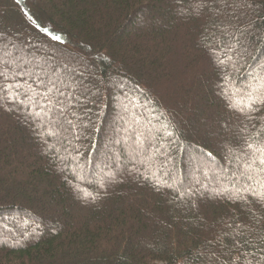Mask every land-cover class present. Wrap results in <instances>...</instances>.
<instances>
[{"label": "trees", "instance_id": "1", "mask_svg": "<svg viewBox=\"0 0 264 264\" xmlns=\"http://www.w3.org/2000/svg\"><path fill=\"white\" fill-rule=\"evenodd\" d=\"M0 72V264H264V0H0Z\"/></svg>", "mask_w": 264, "mask_h": 264}, {"label": "snow or ice", "instance_id": "2", "mask_svg": "<svg viewBox=\"0 0 264 264\" xmlns=\"http://www.w3.org/2000/svg\"><path fill=\"white\" fill-rule=\"evenodd\" d=\"M200 3L203 4V3H204V0H200ZM57 39H59V38H57ZM4 75H5V73L0 72V77H2V76H4ZM51 90H52L51 88H48V89H47V91H49V92H50ZM0 91H6V88L0 87ZM61 95H63V93H61ZM16 96H17L16 93H13V94H12V98H13V99H16ZM0 99H4V97H0ZM246 99H247V103L244 102V101H245V97H244V96H241V97H240V100H241V106H239V107L237 108V110L243 112V113L246 115V117H247L248 119H253L254 117L251 116V115H249V113L258 112V111H260L261 109L256 107L257 100L253 99L252 96H251V94H248V96L246 97ZM259 101H260V104H261V105H264V95H260V96H259ZM49 102H51L50 99H49ZM37 115H39V113H37ZM262 135H264V133H262ZM247 147H248V148H251V147H252V144L249 143V144L247 145ZM257 151H259V152H264V147H262V148H258ZM259 164H260V170H261V171H264V159H261V160L259 161ZM241 175H242V176H243V175H246V173H241ZM248 178H249V179H252V177H251L250 175L248 176ZM168 186L170 187V185H168ZM261 186H264V181L261 182ZM250 187H251V186H249V188H250ZM224 191H226V189H225ZM238 191H239V190H238ZM245 191H248V188H246ZM220 194H222V193H220ZM252 194L255 195V196H257L258 198L264 200V194H261V193H259V192H256L255 189H252ZM236 198H238V199H240V200H243V199H244L243 196H239V197H236ZM239 259H240V257L238 256V257L236 258V260L238 261ZM234 264H235V262H234Z\"/></svg>", "mask_w": 264, "mask_h": 264}, {"label": "rangeland", "instance_id": "3", "mask_svg": "<svg viewBox=\"0 0 264 264\" xmlns=\"http://www.w3.org/2000/svg\"><path fill=\"white\" fill-rule=\"evenodd\" d=\"M51 65H53V66H58L59 64L51 63ZM73 75H74V77H80V78H81V75H80L79 72H75V74H73ZM168 99H169V98H168ZM174 99L176 100V99H177V96H174ZM229 100H230L231 103L233 102V96H232V95L230 96ZM69 117H70V116H69ZM156 118L160 121V116H157ZM71 121H72V117H70V118L68 119V122H69V123H70ZM161 128H163L162 130H163V132H165L164 125H162V123H161ZM97 168H98V167H96V169H94V170L97 171V170H98ZM28 227H29L28 224L23 222V227H22L23 231H26V230L28 229Z\"/></svg>", "mask_w": 264, "mask_h": 264}]
</instances>
